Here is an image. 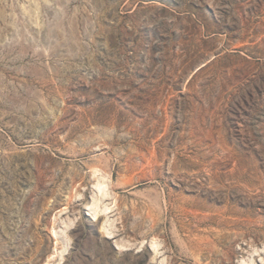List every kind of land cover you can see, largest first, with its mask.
Instances as JSON below:
<instances>
[{"label":"rangeland","instance_id":"rangeland-1","mask_svg":"<svg viewBox=\"0 0 264 264\" xmlns=\"http://www.w3.org/2000/svg\"><path fill=\"white\" fill-rule=\"evenodd\" d=\"M0 264H264V0H0Z\"/></svg>","mask_w":264,"mask_h":264},{"label":"bare ground","instance_id":"bare-ground-1","mask_svg":"<svg viewBox=\"0 0 264 264\" xmlns=\"http://www.w3.org/2000/svg\"><path fill=\"white\" fill-rule=\"evenodd\" d=\"M96 188L100 194H104L107 188V183L105 181H98L96 184ZM96 206L98 205L96 204Z\"/></svg>","mask_w":264,"mask_h":264}]
</instances>
